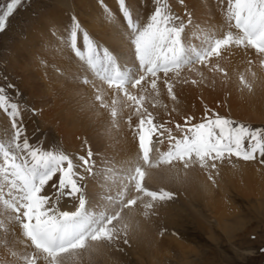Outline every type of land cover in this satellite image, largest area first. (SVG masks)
<instances>
[{
    "label": "rangeland",
    "instance_id": "374dc122",
    "mask_svg": "<svg viewBox=\"0 0 264 264\" xmlns=\"http://www.w3.org/2000/svg\"><path fill=\"white\" fill-rule=\"evenodd\" d=\"M8 2L10 0H0V11ZM128 3L140 12L141 23L147 22L155 6V0H128ZM228 3L229 0H160V6H167L174 17L178 16L184 21L182 41L185 47L197 50L207 47L215 39L223 38L229 29L235 27V23H232L234 20L228 19ZM105 7L111 11V17L105 14ZM73 15L79 19L83 29L87 30L97 49L95 60L99 68L107 64L103 56L105 48L113 55L123 50L125 53L131 51L128 42L130 30L120 14L117 0H22L21 6L9 17L6 29L0 32V86L6 88V94L10 97L9 105L13 102L19 105L29 142L43 150L55 153L62 151L73 156L76 171L84 176L81 182L84 186L87 177L94 175L97 167L102 165L112 173L122 175L119 172L121 169L116 170L110 164H118L116 148L119 139L129 141L128 144L132 142L135 146L139 143L137 125L141 117L136 115V106L128 101L122 91L111 89L106 81L96 76L97 70L88 61L89 49L83 41L82 33L78 34L77 40V48L81 54L78 55L76 49L71 47L67 29ZM199 19H203L206 24ZM189 20H192V24H188ZM194 30L200 38L195 36ZM222 30H226L225 35ZM242 50L247 53H242ZM242 50H235L231 45L222 48L219 58L224 64H217L219 69L215 68L216 65L211 66V62L218 59V56H213L208 64L195 65L197 72L194 75L189 76L182 70L180 76L173 79L175 74H168V80L174 85L175 100L167 91L164 75L159 76L156 90L151 88L150 81L142 82L137 88L129 90L131 94L144 97L140 111L147 110L145 118L150 113L155 124L164 125L163 137L158 132L153 135L152 151L159 147L157 153L161 157L169 150L173 142L168 138L169 129L173 137L182 138L185 134V119L188 117L195 124L202 122L205 117L219 114L235 121V126L243 123L251 130L264 129V91L259 88L264 86V55L251 47H244ZM233 54L238 58L237 62L232 60ZM131 57L134 58L132 51ZM232 65L238 66L241 75H235L230 80L228 75ZM206 68L211 70L210 74L206 73ZM98 80L104 82L101 84L103 89L107 88L105 96L99 94L102 101L95 99L98 93L92 87ZM193 80L197 83L193 84ZM69 81L83 88L82 99L95 100L90 104L89 110L92 108L91 113L100 121L97 124L102 130V138H97V143L92 137L94 133L83 135L78 130L70 132L75 134H70L75 143H68L65 138L66 125L61 123L58 114L60 110L68 114L71 105L67 106L64 102L60 105V110L55 109V99L59 96L51 93L56 92V85L65 86ZM10 84H15L22 95L17 94L16 89L8 87ZM176 101L183 103L185 108H172L171 103ZM177 124L181 128H177ZM14 136L11 118L0 107V143L23 157L24 153L13 146ZM105 137L111 138L113 142L106 144ZM23 138L25 137L21 138V142ZM92 143L97 144V147ZM244 143L246 148L250 147L247 140ZM89 147L95 162L91 173L82 171L78 159L86 154ZM137 155L140 159L141 153ZM160 157L159 163H154L156 166L144 168L147 171L162 167L160 179L151 184L147 181L148 173L145 172L143 186L150 191H170L174 194L173 198L153 200L139 193L142 202L137 200L141 204L137 208L141 209L140 218L142 217L143 222L135 225V228L129 224L128 230L126 227L122 230L124 226L121 219L113 222V226L120 229L121 238L115 243L107 241L111 247L116 245L120 251L119 254L114 252L117 256L110 251L114 255L110 257L112 263L264 264V163H261L264 158L257 153L256 159L245 161L233 154L222 161H216V168H211V161L204 167L195 157V162L188 167H185L183 161L172 160L171 163H165ZM0 165H4L2 153ZM119 165L128 168L125 163L119 162ZM130 170L129 167L124 173L125 178ZM200 178L205 179V185L198 182ZM12 179L10 174L6 179L4 171L0 170V261L8 259L6 264H27L26 255L21 256L19 261L14 260L17 252H14L9 241L14 236L18 239L19 229L24 232L22 223L15 220L14 210L4 203V200L11 201L17 196L16 190L10 187ZM58 180L59 174H56L44 189V194L52 198L51 202L56 201L51 203L55 207L60 206L58 202L66 196L62 194L64 190L57 191L53 187ZM127 184L133 186L129 182ZM127 199L124 195L123 200ZM124 215L128 216L122 210L121 216ZM140 224L145 230L148 229L142 230ZM125 233L128 243H124ZM137 239L143 240V247L139 244L140 250L137 248ZM31 255L34 254L27 256ZM68 260L61 264H94L96 261L77 263L76 260ZM97 264L106 263L100 259Z\"/></svg>",
    "mask_w": 264,
    "mask_h": 264
},
{
    "label": "snow or ice",
    "instance_id": "6c2138e0",
    "mask_svg": "<svg viewBox=\"0 0 264 264\" xmlns=\"http://www.w3.org/2000/svg\"><path fill=\"white\" fill-rule=\"evenodd\" d=\"M117 2L120 14L130 30L128 42L137 62V71L135 75H131V70H121L117 57L105 48L103 56L107 64L103 67L102 79L110 88L122 91L128 101L136 106V115L141 117L137 125L140 133L138 138L140 160L129 161L131 170L127 173L126 179L138 193L153 200H171L174 195L172 192L150 191L143 186L146 175L144 168L156 166L150 158L153 135L158 132L163 137L165 129L163 124L154 123L150 113L145 118L147 110L140 111L144 97L131 94L128 88L130 86L135 89L142 82L150 81L151 88L156 90L157 81L160 79L158 74L163 73L167 91L175 100L174 85L168 80L170 72L175 73L173 77L175 79L180 76L184 67H191V70L195 71V65L208 64L211 57L220 56L222 48L230 45L251 47L264 55V0H229L228 19L235 21V27L240 33L228 31L223 38L215 39L200 50L185 47L182 41L184 21L178 16L174 17L167 6H160V0H155L154 10L145 23L140 22V12L130 7L128 0ZM21 4L22 0H10L0 11V32L6 29L9 17ZM105 14L112 16L106 7ZM188 24H192V20H189ZM67 31L68 42L76 49L78 55L81 54L77 48L78 34H83V41L89 49L88 61L99 74L100 68L95 60L97 49L75 15L71 17ZM215 68L219 69V65ZM191 82L197 83L195 80ZM8 87L16 89L15 84ZM16 90L17 94L22 95L18 89ZM95 99L102 101V96L98 94ZM9 101L6 88L0 86V107L8 113L15 131L13 146L24 153V156L20 157L14 154L11 148L0 143V153L4 159V165H0V170L4 171L6 179L9 174L13 177L10 187L16 190L17 194L11 201L4 200V203L14 210L15 220L22 223L24 235L35 246V254L25 257L27 264H36L38 258H42L47 264H61L62 253L83 248L88 240L117 242L121 238L120 229L113 226V222L119 221L123 208L136 204L140 196L128 199L125 203L123 200L125 192H120L117 197H107L110 211L109 209L99 212L88 211L86 207L88 199L81 183L84 176L76 171L77 165L74 164L72 157L62 151L55 153L32 145L26 138V128L19 105L15 102L9 105ZM191 120V117L185 119V134L182 138L173 137L171 130H167L168 138L173 142L169 150L160 157L161 161L171 163L172 160H180L188 167L190 163L195 162L193 161L195 157L201 166L206 167L211 161V168H216V161H222L226 156L233 154L245 161L256 159L257 153L264 158V129L251 130L243 123L235 126V121L219 114L205 117L200 123L192 124ZM176 127L181 128V125L177 124ZM22 137L25 138L21 142ZM245 140L249 142L250 147H245ZM93 155L89 147L85 155L78 157L83 172H92L95 163ZM261 163H264V159H261ZM56 174H59V180L53 187L57 191L64 190L63 195L78 200V207L74 211L59 210L51 204L52 198L44 194L45 187ZM124 243H128L126 233Z\"/></svg>",
    "mask_w": 264,
    "mask_h": 264
},
{
    "label": "bare ground",
    "instance_id": "6f19581e",
    "mask_svg": "<svg viewBox=\"0 0 264 264\" xmlns=\"http://www.w3.org/2000/svg\"><path fill=\"white\" fill-rule=\"evenodd\" d=\"M200 13H202V11ZM219 19H222V18H219ZM199 20L201 22H203V19H199ZM203 23L206 24L205 21ZM232 23H235V21L232 22ZM91 24H92V22H91ZM222 25H223V23H222ZM225 31L222 30L223 34H224ZM228 31H232L234 34L240 33V30L237 29L236 27H234L232 29H229ZM115 32H114V34H116ZM194 32H195L194 34H195L196 37H198V38L201 37V36L200 37L197 36L198 32L196 30H194ZM120 37H122V34H121ZM102 39H103V37H102ZM112 40H114V39H112ZM122 43H123V41H122ZM231 46H233L235 50H238V49H241L242 50L244 48V47H242L240 45H231ZM186 48H188V47H186ZM242 53H247V52L246 51L244 52V50H242ZM115 56L117 57L118 63L120 65V67H121V70H125V69L131 70L130 71V74L131 75H135V71H137V63H136L135 59L131 57V51L130 50H128L127 53H125L124 50H123V52L120 51L119 53H115ZM237 59L238 58H236V55L233 54L232 55V60L235 61V62H237ZM220 60L221 59L218 56V59L213 60L211 62V64H212L211 66L214 67L217 64L223 65L224 63H222L221 62L222 60L221 61ZM226 60L228 61V59H226ZM68 63H69V61H68ZM103 67H100V72H99V74L97 72V75H96L101 80H103L102 79V76H103ZM237 69H238V71H237ZM184 70L186 72L185 74H187L189 76H191V74L194 75L193 73L197 72L196 70L193 71V70H191V69H189L187 67H184L183 68V71ZM206 70H207L206 73L210 74L209 72H211V70L209 68H206ZM229 70L230 71H229V75L228 76H229L230 80H232L233 77H235V75H238V76L241 75L240 72H239L238 66L232 65V66H230V69ZM169 74H172V73L170 72ZM173 74H175V73H173ZM158 75L159 76H162L164 74L163 73H159ZM212 76H215V75H212ZM98 81H95V83H94V85L92 87L95 90V92H97L98 94H102V95L105 96V91L107 90V88H104L103 89V86L102 85L104 84V82L99 81L100 82V84H99ZM257 83L255 84V87H256ZM262 84L264 85V83H262ZM259 88L261 89V91H264V86H259ZM111 89H113V88H111ZM131 89L132 88L129 86L128 91L131 90ZM54 90H56V92L55 93L53 92L51 94H55V95L59 96V98L55 99V100H57V102L55 103V106L53 105L55 109H57V108L59 109L60 105L64 104V102L67 104V106L68 105H71V109L68 110L69 111L68 114H64L60 109H59L60 110V113L58 114L61 123H64V125H66L65 127L67 129V134H66L65 138L67 139L68 143H72V142L75 143V140H73L72 135H70V134L75 135L74 133H70V132H74L75 130L80 131V134L82 133L83 135H85L87 133H89L90 135H92L94 133L92 137L94 139V142L97 143L96 142L97 141V138H102V132H101L102 130H101V128L97 124V123L100 124V121L98 119H95V117H94L95 115L93 116V114L91 113V109L92 108L89 110V106L91 107L92 103H94L95 100L93 98H89L88 101L86 99H82L83 97H82V91L81 90H83V88L80 87L77 84H71L70 81L67 82V85H65V86H57L56 85L54 87ZM137 92H138V90H137ZM72 106H74V107L72 108ZM171 106L175 110H176V108H179L181 110H183V108H185V106H183V103L181 104L180 101L172 102L171 103ZM98 110L99 109H97V111ZM53 111H55V110H53ZM102 112H103V110H102ZM98 113H100V112H98ZM96 117H97V115H96ZM103 121L105 122V120H103ZM105 130H107V129H105ZM112 138H114V137L112 136ZM105 139L107 140L106 144H108V142H111V138L105 137ZM5 141H7V140L5 139ZM112 142H113V140H112ZM128 142L129 141L119 139V142H118L117 148H116V150H117V157H118L117 158L118 159L117 160L118 161V164H116V165L115 164H110V165H113L114 168H116V170L121 169V171H119V172L122 175L119 176V174L112 173L108 168L105 167V165H102V166L97 167L96 172H95L94 175H92V176L90 175V176L87 177V180L84 183V187H85V192H86V196H87V199H88V204L86 205L88 211H94L95 210V211L99 212L101 210L109 209V201H108L107 197H109V196L115 197L120 192H125V195H126V197L128 199H131V198H133L135 196H139V193L136 192L134 189H132L133 186L131 187L130 185L127 184L128 183V180L124 177V173H126L127 172L126 170L129 168V161H132V160H140L138 158V155H137V153L140 154L139 143H137V145L135 146L132 142H130L129 144H128ZM78 143H80V142H78ZM92 144L95 147H97V144H94V143H92ZM151 147H152V144H151ZM153 147H155V146H153ZM158 148L159 147H157V149L155 151L153 150L154 152L151 151L152 153H150V158H151V160H152L153 163L159 161L158 158L160 157V154L157 153ZM119 162L120 163L121 162L122 163H125V166H128V168H123V166L121 167L119 165ZM141 164L143 165L142 161H141ZM161 169H163V168L162 167H159V166H158L157 169H154V170L148 169L146 171L144 169L145 172L148 173L147 174V178H148L147 181H149L151 184H155L157 182V180L160 179V175L159 174H160ZM198 182L199 183H202V185H205V182L206 181H205L204 178H200V180L198 179ZM126 185H127V191H125V186ZM53 196H55V194ZM138 200H140V202H142L141 199H138ZM54 202L56 203V201H54ZM126 202L127 201L125 200V203ZM58 203L60 204V206H57V207H58L59 210H62V211H74L76 209V207H78V200L75 201L72 197H68V196H63L62 201H60ZM219 203H220V201H219ZM139 205H141V204L139 203V201H137L136 204L133 205L134 207L133 206H131V207L129 206L130 208L128 207V208L123 209V211L126 212L128 214V216H126V215L121 216V223L123 224L122 226H124L122 230H124L125 227L128 230L129 229L128 226H130L129 224H131L134 227L135 225L143 222L142 219H141L142 217L140 218V216H141L140 210L141 209L140 208H137ZM54 206H56V205H54ZM135 207H136V209H135ZM109 211H110V209H109ZM124 222L125 223H128V225H126ZM140 226H141V224H140ZM142 226H141V229L142 230H145L144 226L143 227ZM18 231H19L18 239H17V237L14 236L13 237V240H9V241L11 243L10 244L11 247L14 249V252L16 251L17 254H19V255H17V254L14 255V258H15L14 260H18L19 261L21 259V256H24V255L27 256V255H29L31 253L35 254V246L31 244L30 239L27 238L24 235V232H22V230L19 229ZM143 235L144 234L142 232L141 238H143ZM139 239H137V241L139 242L137 248L140 250L141 248H139V244L143 247V245H142L143 244L142 243L143 240L142 239L139 240ZM115 246L114 247L113 246L111 247L108 244L107 241H91V240H88V241L85 242V246L83 248L69 250V252L64 253L63 256L61 255V263H63V261H65L66 259H69L70 261L71 260H73V261L76 260L77 263H80L81 261H85V260H96L94 264H97L98 260L102 259V261L104 263H106V264H110V263L113 264L112 263L113 260H111L110 257L116 255L115 253H117V254L120 253L119 248L118 247H115ZM134 249H136V247ZM110 251H112L113 253L115 252L114 255ZM137 252H139V251H137ZM4 256H6L5 253H4ZM2 259H3V257H2ZM154 260H156V259H154ZM8 261H9L8 259L7 260L4 259V261L1 260L0 261V264H6V263H8ZM23 261H24V259H23ZM45 262L46 261H44L42 258H38L36 264H46ZM69 263H71V262H69ZM161 263H162V261H161Z\"/></svg>",
    "mask_w": 264,
    "mask_h": 264
}]
</instances>
